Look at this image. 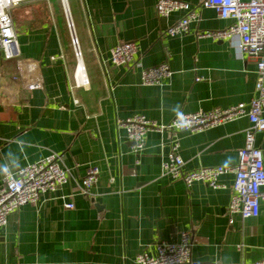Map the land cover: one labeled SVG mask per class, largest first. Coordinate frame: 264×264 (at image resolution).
<instances>
[{
  "label": "crops",
  "instance_id": "crops-1",
  "mask_svg": "<svg viewBox=\"0 0 264 264\" xmlns=\"http://www.w3.org/2000/svg\"><path fill=\"white\" fill-rule=\"evenodd\" d=\"M156 1L66 0L89 82L78 88L61 0H25L11 10L20 55L37 64L43 88L21 89L13 80L15 62L0 52V187L6 171L16 173L50 153L62 155L72 180L8 216L0 264H138L140 254L155 255L157 242L176 243L185 232L195 263L264 259V202L258 217L234 216L229 223L233 175L219 179L225 188L212 190L160 174L173 139L184 171L236 165L246 118L198 134L149 132L139 155L117 127V120L134 115L165 124L181 113L247 104L255 96L256 61L240 55L237 38L196 37L231 21L202 9L187 34L168 37L165 30L181 13L159 17ZM180 1L197 7L202 0ZM123 42L134 43L137 53L128 66H113L110 50ZM161 64L169 66L170 80L142 86L141 71ZM255 144L264 163V133ZM92 167L99 174L91 196L78 195L74 181ZM70 201L74 208L64 209Z\"/></svg>",
  "mask_w": 264,
  "mask_h": 264
},
{
  "label": "built area",
  "instance_id": "built-area-1",
  "mask_svg": "<svg viewBox=\"0 0 264 264\" xmlns=\"http://www.w3.org/2000/svg\"><path fill=\"white\" fill-rule=\"evenodd\" d=\"M25 0H0V52L6 61H14L16 74L14 81L21 89L32 92L41 90L43 83L34 61L25 60L20 55L17 34L11 16V10ZM70 45L75 59L73 88L87 87L79 41L74 34L67 3L61 0ZM156 13L159 17H169L181 13L178 21L165 30L168 37L187 34L191 24L201 21V10L211 9L221 20L231 21L224 29L204 31L196 34L197 39L230 41L237 38L240 55L256 61L255 96L249 103H239L225 109L215 108L209 111L181 113L168 123H158L142 115H134L117 120L118 128L125 131L131 150L139 155L144 150V137L149 132H187L198 134L221 125L246 118L249 126L244 131V144L238 152V161L234 166L204 167L193 171H184V161L179 155V143L172 140L170 152L161 161L160 174L173 180H181L187 187L196 182L206 184L212 190L225 188L219 179L227 174L234 176L231 186V198L227 207L229 223L233 217L252 219L260 213V203L264 202V163L262 151L255 144V136L264 133V0H202L194 7L180 0H157ZM137 47L132 42L119 43L110 50L109 62L116 67L128 66L133 62ZM172 72L167 64L143 69L140 84L145 87H161L170 80ZM62 155L50 153L44 159L29 164L16 173L6 171L0 187V230L7 225L10 214L25 205H37L44 196H52L57 190L71 182L68 169L62 166ZM138 161H136V164ZM99 170L89 168L85 176L74 181L77 194L91 196V190L97 182ZM71 198L73 195L70 196ZM72 201L64 209L72 210ZM192 239L189 233L180 235L176 243L160 241L155 244V255L142 253L137 257L138 264H203L195 263L191 258ZM248 264V263H242ZM250 264H264V259Z\"/></svg>",
  "mask_w": 264,
  "mask_h": 264
},
{
  "label": "bare ground",
  "instance_id": "bare-ground-1",
  "mask_svg": "<svg viewBox=\"0 0 264 264\" xmlns=\"http://www.w3.org/2000/svg\"><path fill=\"white\" fill-rule=\"evenodd\" d=\"M64 1V3H65V0H63ZM65 6H66V3H65Z\"/></svg>",
  "mask_w": 264,
  "mask_h": 264
}]
</instances>
